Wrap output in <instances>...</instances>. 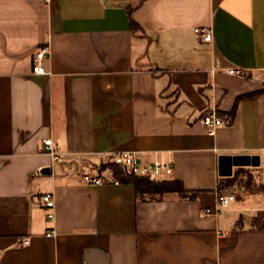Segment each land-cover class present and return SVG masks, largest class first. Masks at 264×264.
Returning <instances> with one entry per match:
<instances>
[{
  "label": "crops",
  "instance_id": "obj_1",
  "mask_svg": "<svg viewBox=\"0 0 264 264\" xmlns=\"http://www.w3.org/2000/svg\"><path fill=\"white\" fill-rule=\"evenodd\" d=\"M232 110L214 134L200 122ZM125 150L198 196L83 181L113 180ZM223 156L230 176L264 163V0H0V264H264V190L218 206Z\"/></svg>",
  "mask_w": 264,
  "mask_h": 264
},
{
  "label": "built area",
  "instance_id": "obj_2",
  "mask_svg": "<svg viewBox=\"0 0 264 264\" xmlns=\"http://www.w3.org/2000/svg\"><path fill=\"white\" fill-rule=\"evenodd\" d=\"M194 33L204 42L212 40V32L209 27H196ZM49 54V46L47 44L40 45L33 56L32 73L42 75L47 72L44 70L43 61ZM229 74L243 76L242 69H229ZM201 124L204 126L209 134H214L215 129L221 125L227 124L229 119L219 115L215 111L204 113L200 118ZM47 152L53 157L54 160H58V153L55 151L51 139H44ZM109 164L115 167L123 169L125 174L139 176L148 180H164L172 173V165L170 162L162 160H150L145 161L138 155L136 151H117L113 152L108 157ZM83 181L86 184H101L103 182L119 183V180L114 178L113 180L103 179L100 176H93L91 174H84ZM234 199V194L231 192H218L216 194V203L220 207L227 206ZM42 207L46 210V217L49 221L54 220V198L51 193H44L40 197ZM53 230H50L47 235L53 234ZM24 244L28 243V240L23 241Z\"/></svg>",
  "mask_w": 264,
  "mask_h": 264
},
{
  "label": "trees",
  "instance_id": "obj_3",
  "mask_svg": "<svg viewBox=\"0 0 264 264\" xmlns=\"http://www.w3.org/2000/svg\"><path fill=\"white\" fill-rule=\"evenodd\" d=\"M132 27H137V24L131 23ZM233 110L229 114V122L233 117ZM110 170L114 178L121 182H128L134 186V196L137 200H160L168 193H174L182 199H195L199 191H190L184 189L182 183L178 180H148L139 176L127 175L120 167L110 166ZM246 176L245 181L241 182L240 177ZM244 185L249 191L264 190V179L261 183H255L251 171L248 169H237L235 173L224 179H221L217 185L218 192L231 191L236 185Z\"/></svg>",
  "mask_w": 264,
  "mask_h": 264
},
{
  "label": "water",
  "instance_id": "obj_4",
  "mask_svg": "<svg viewBox=\"0 0 264 264\" xmlns=\"http://www.w3.org/2000/svg\"><path fill=\"white\" fill-rule=\"evenodd\" d=\"M230 157H226V156H223V157H220L219 158V174L221 176H230L232 174V165L228 164L226 162V160H228ZM246 161V163L249 162L250 166L252 167H257L259 166L260 164V159H259V156L258 155H252L250 157H239V160H243ZM50 169L49 168H43L41 169V173L43 172H49Z\"/></svg>",
  "mask_w": 264,
  "mask_h": 264
},
{
  "label": "rangeland",
  "instance_id": "obj_5",
  "mask_svg": "<svg viewBox=\"0 0 264 264\" xmlns=\"http://www.w3.org/2000/svg\"><path fill=\"white\" fill-rule=\"evenodd\" d=\"M249 171H251L252 176L254 177V182L255 183H261V182H263V179H264V163H262V167L261 168H252V170H249ZM240 179H241V182H243V181H245L246 176H242V177H240ZM243 186L244 185L238 184V185L232 187L231 190L238 189V188H241ZM236 193L237 194H235V195H237V199L235 198V200H237V201H235V200L233 201L232 200L230 202V205H233L235 202H238V201L242 200V198H243L242 194L239 193L238 191ZM243 200H247V198L246 199L243 198ZM256 202H257V204L258 203H261L260 200H258Z\"/></svg>",
  "mask_w": 264,
  "mask_h": 264
}]
</instances>
